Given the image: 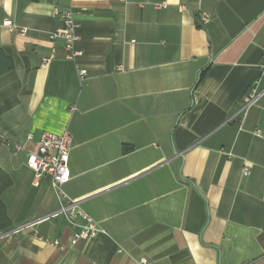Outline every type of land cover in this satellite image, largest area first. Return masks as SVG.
<instances>
[{
	"label": "crops",
	"instance_id": "crops-1",
	"mask_svg": "<svg viewBox=\"0 0 264 264\" xmlns=\"http://www.w3.org/2000/svg\"><path fill=\"white\" fill-rule=\"evenodd\" d=\"M62 130L74 243L12 148ZM0 168V264H264V0H0Z\"/></svg>",
	"mask_w": 264,
	"mask_h": 264
},
{
	"label": "built area",
	"instance_id": "built-area-1",
	"mask_svg": "<svg viewBox=\"0 0 264 264\" xmlns=\"http://www.w3.org/2000/svg\"><path fill=\"white\" fill-rule=\"evenodd\" d=\"M156 6H162L163 3H156ZM62 26L48 34L49 39L61 38L64 41V49L66 51V58L74 60L81 55V50L76 47L78 35L76 33L77 23L74 17V11L71 6L58 11ZM1 26H6L11 31H17L24 35L26 28L18 27L14 23L5 20ZM48 58L43 59L46 63ZM118 69H121L120 67ZM85 69H79L78 79L82 81L85 76ZM255 135L260 136L261 132L256 131ZM32 145L29 146V143ZM14 151L25 152V163L33 171V184H37L38 179L42 175H48L51 180V186L54 190L55 196L59 202V209L55 215H63L68 222H72V217L76 214L84 219L81 229L78 233L73 235L72 243L77 238H89L94 236L101 229L95 222L79 207L77 200L67 197L62 189V186L70 179L68 169V154L70 148V136L66 130L60 132L43 131L37 139H33L31 133H27L23 142L13 143ZM243 173H248V167L243 168ZM51 245H59V242L53 240L49 242ZM61 248L64 246L59 245ZM144 262V260H142Z\"/></svg>",
	"mask_w": 264,
	"mask_h": 264
},
{
	"label": "trees",
	"instance_id": "trees-1",
	"mask_svg": "<svg viewBox=\"0 0 264 264\" xmlns=\"http://www.w3.org/2000/svg\"><path fill=\"white\" fill-rule=\"evenodd\" d=\"M11 184L9 175L0 168V232L10 226L9 217L6 212L5 205L1 199L3 190Z\"/></svg>",
	"mask_w": 264,
	"mask_h": 264
}]
</instances>
